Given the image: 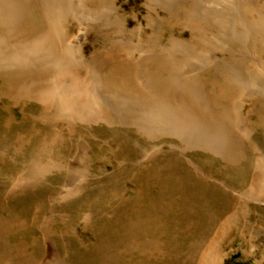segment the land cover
Returning <instances> with one entry per match:
<instances>
[{"label":"bare ground","instance_id":"6f19581e","mask_svg":"<svg viewBox=\"0 0 264 264\" xmlns=\"http://www.w3.org/2000/svg\"><path fill=\"white\" fill-rule=\"evenodd\" d=\"M119 1L0 0V100L8 99L13 106L39 104L42 108L39 117L54 127L57 132L54 143L59 142L58 145L64 140L66 143L65 127L74 134L79 126L104 124L113 129L133 128L154 141L177 136L181 144H187L186 148L175 145L183 151L199 149L227 163L241 162L248 150L247 140L258 129L252 115L258 113L257 125L264 126V83L261 96L248 104L249 112L243 110L247 88L253 80L264 79V0H217L216 4L215 0H146L151 9L147 25L153 27L144 46L148 52L135 43L145 28L144 22L137 13H127ZM212 2L215 7L209 5ZM102 10L111 15L90 24L88 31L82 29V15L91 17ZM131 18L137 23L132 25ZM176 29L182 33L187 30L190 35H178ZM91 32L96 34L92 41ZM221 32L229 40L221 50L211 52L210 46ZM88 41L94 45L102 43L87 54ZM200 45L211 58L201 73L180 80L179 70L197 55ZM141 48L147 53L137 55ZM70 50L75 57L70 56ZM94 68L102 92L112 94L107 102L88 88L89 80L83 71ZM240 116L245 125L238 129ZM15 120L14 113L8 121ZM15 142L17 152L22 153L29 136L21 133ZM45 144L30 158L34 173L21 171L17 172L19 176H13L15 189L36 187L53 166H58L59 159L56 162L54 155L47 156L51 143ZM81 145L83 149L90 148L87 143ZM144 155L147 159L151 156ZM262 165L255 191L264 189ZM84 181L60 200L68 202L81 197L87 184ZM5 217L0 214V264H39L48 259L57 264H71L49 233L42 258L28 249L6 257L4 242L13 224ZM53 218L52 214L48 221ZM61 219L65 220L64 214ZM221 258L218 246L213 245L206 257L207 264H219Z\"/></svg>","mask_w":264,"mask_h":264},{"label":"rangeland","instance_id":"374dc122","mask_svg":"<svg viewBox=\"0 0 264 264\" xmlns=\"http://www.w3.org/2000/svg\"><path fill=\"white\" fill-rule=\"evenodd\" d=\"M119 3L124 4L127 13L140 15L139 20L144 22L145 28L135 40L139 47H144L148 33L153 30L146 21L151 14L146 0H120ZM214 3L209 5L215 7ZM109 14L102 10L99 16L82 15V29L88 31L90 24L104 21ZM131 20L132 25L137 23L136 19ZM176 32L184 37L190 35L187 30L182 33L176 29ZM221 33L215 37L214 44H217L210 46L211 52L221 50L229 40L225 32ZM95 35L91 32L89 40H94ZM90 41L86 44L87 54L102 43L98 41L94 45ZM200 48V54L179 70L180 80L201 73L211 58V54H205L204 47L200 45ZM143 49L137 55L147 51ZM69 53L75 57L73 50ZM83 73L89 80V90L107 102L112 94L102 92L95 68ZM253 82L244 96L246 113L250 109L248 104L261 96L264 79ZM2 100L0 214L13 224V231L4 242L6 257L29 250L42 258L49 233L59 252L71 264H207L206 257L213 245L218 246L222 257L219 264H264V189L255 191L264 163V126L257 125L258 113L251 118L258 129L247 140L246 157L231 164L210 152L181 150L177 146L186 148L187 144H181L177 136L168 135L154 141L133 128L113 129L104 124L79 126L74 134L65 127L66 143L64 140L56 145L57 132L39 117L42 112L39 104L13 106L10 100ZM14 113L16 120L9 122ZM237 123L238 129L245 125L241 116ZM21 133L29 136L22 153L17 152L15 142ZM48 143H51V152L47 156L54 155L56 162L59 159L58 166H53L47 178L36 187L15 189L13 178L21 171L33 174L30 158ZM84 143L90 148L83 149ZM144 154L151 156L147 159ZM64 165H67L65 169ZM84 179L87 184L81 197L68 202L60 200L72 194ZM52 214L55 219L50 222ZM39 264L57 263L48 259Z\"/></svg>","mask_w":264,"mask_h":264}]
</instances>
